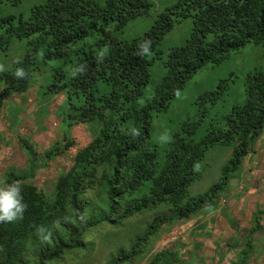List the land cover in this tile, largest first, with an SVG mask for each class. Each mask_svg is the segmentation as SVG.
<instances>
[{
	"label": "trees",
	"instance_id": "obj_1",
	"mask_svg": "<svg viewBox=\"0 0 264 264\" xmlns=\"http://www.w3.org/2000/svg\"><path fill=\"white\" fill-rule=\"evenodd\" d=\"M6 5L19 7V13L3 14ZM151 8V0H0V111L9 96L43 79L44 93L65 94L68 120L100 125L58 178L53 200L28 181L35 152L23 144L31 159L28 170L7 171L0 187L20 184L28 209L22 219L0 223V264L62 261L79 249L88 251L84 238L90 230L104 223L119 226L167 206L171 213L157 216L109 264L132 263L165 223L216 209V198L253 152L264 131V0H178L143 35L124 38L128 23L149 15ZM187 17H192L189 37L168 48L161 61L165 72L154 81L153 67L165 54L164 37ZM145 41L151 42L150 54L140 55ZM250 45L260 46V53L253 51L260 54L259 62L253 66L251 60L240 75L198 94L163 149L152 135L155 115L203 66L221 65ZM18 68L26 72L23 79L14 75ZM216 144L230 147L231 154L220 181L198 196L191 185ZM37 235L34 247L30 241ZM247 258L242 251L233 264ZM180 260L176 250L164 248L146 264Z\"/></svg>",
	"mask_w": 264,
	"mask_h": 264
},
{
	"label": "rangeland",
	"instance_id": "obj_2",
	"mask_svg": "<svg viewBox=\"0 0 264 264\" xmlns=\"http://www.w3.org/2000/svg\"><path fill=\"white\" fill-rule=\"evenodd\" d=\"M151 2L149 15L129 22L122 34L124 38L143 35L157 15L178 0ZM32 5H28L29 8ZM14 13H19V7H3V14ZM191 28L192 17H187L164 37L162 47L165 54L153 67L154 81L165 72L161 61L166 58L168 48L185 43ZM256 46L253 49L251 45L247 46L221 65L203 66L184 85L171 104L155 115L152 135L163 149L180 123L189 115V110L195 107L198 94L212 88L222 79L240 75L242 69L251 65V60L253 66L259 62L260 54L259 57L257 52L253 55L256 48L261 52L260 46ZM11 54L13 58L17 57L16 44ZM1 66L3 64L0 62ZM44 83L43 79H37L26 92L9 96L1 108L0 185L7 171L25 174L28 170L31 159L23 147L26 143L32 146L36 162L34 175L28 181L37 185L53 200L54 185L60 174L71 165L76 152L92 139L100 125L98 122L68 120L65 94L44 93ZM256 147L255 152L244 160L240 170L232 175L227 192L216 198V209L211 212L202 209L188 219L165 223L159 233L151 238L144 252L134 262L125 264H146L155 252L164 248L176 250L182 259L180 264H233L240 261L242 251H246L248 256L243 264H264V153L261 152L264 138L256 143ZM230 153L229 147L220 144L207 151L200 165L201 177L191 186L193 193L201 196L219 182ZM170 213L167 206L159 205L125 219L119 226L104 223L85 235L88 251L79 249L65 256L62 261L61 257L53 258L52 264H109L118 256V251L128 249L134 238L143 234L157 216L165 217ZM38 236L30 241L34 247L39 245ZM29 261L36 264L32 258Z\"/></svg>",
	"mask_w": 264,
	"mask_h": 264
},
{
	"label": "clouds",
	"instance_id": "obj_3",
	"mask_svg": "<svg viewBox=\"0 0 264 264\" xmlns=\"http://www.w3.org/2000/svg\"><path fill=\"white\" fill-rule=\"evenodd\" d=\"M139 48H140V52H139L140 55H148V54H150L151 42L150 41H145L144 43H142V44L139 45ZM14 75H15V77H17L19 79H23L26 76V72L23 69L18 68L15 71ZM94 136L92 137V139L94 138ZM262 138H264V131H263L262 135L254 142V144H253V152L250 153V154H248V155H252L255 152V150L258 147V145H257V147L255 148V145H256V143L258 141L260 142ZM162 139H164V138L162 137ZM225 147H228V146H225ZM261 152H262V154L264 153V148L261 150ZM248 155L245 157V159L248 157ZM242 164L243 163H241L238 171L240 170ZM65 171H63L60 175H62ZM57 181H58V179H57ZM54 187H55V185H54ZM225 191H226V189L223 192H220V194L225 193ZM27 209H28V205L24 202V197L22 195V189H21V185L20 184H18L16 182H13L12 184H9L7 186L0 187V223H13V222H16L19 219H22L23 216H24V213L27 211ZM200 210H202V209H200ZM37 231H38V233H42L44 231V229L42 227H40V228L37 229Z\"/></svg>",
	"mask_w": 264,
	"mask_h": 264
}]
</instances>
